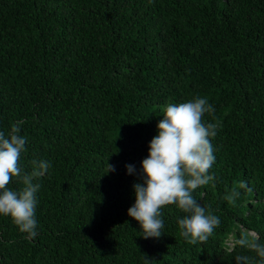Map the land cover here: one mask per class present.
Segmentation results:
<instances>
[{
	"label": "trees",
	"instance_id": "1",
	"mask_svg": "<svg viewBox=\"0 0 264 264\" xmlns=\"http://www.w3.org/2000/svg\"><path fill=\"white\" fill-rule=\"evenodd\" d=\"M195 97L221 127L216 180L193 195L221 223L189 244L169 205L164 233L144 239L127 214L133 184L162 108ZM16 121L25 170L52 166L35 238L0 216V264H236L255 253L235 240L264 243V0H0V130ZM240 181L251 191L231 204Z\"/></svg>",
	"mask_w": 264,
	"mask_h": 264
},
{
	"label": "clouds",
	"instance_id": "2",
	"mask_svg": "<svg viewBox=\"0 0 264 264\" xmlns=\"http://www.w3.org/2000/svg\"><path fill=\"white\" fill-rule=\"evenodd\" d=\"M162 112L158 134L150 141L148 156L141 162L142 183L133 184L135 203L127 214L139 222L144 239L159 238L164 233L162 209L174 205L185 214L178 219L180 236L189 244L203 243L221 221L210 208L201 206L193 193L216 180L210 173L216 162V149L211 141L221 124L215 121V108L206 97L168 103ZM206 114L214 122L205 121ZM22 125L23 121H16L9 131L0 130V216L9 217L26 234V239H32L38 235L36 208L41 188L38 181L52 165L43 159H33L31 171L25 170L21 157L27 151V137L21 135ZM125 167L128 174L135 172L134 165ZM114 171L115 166L107 163L105 174ZM13 182L20 187H10ZM239 189L251 191L246 181H240L224 198L235 204L241 194ZM234 243L255 253V257L236 255V264H264V243L257 234L245 233ZM144 257L145 264H151Z\"/></svg>",
	"mask_w": 264,
	"mask_h": 264
}]
</instances>
